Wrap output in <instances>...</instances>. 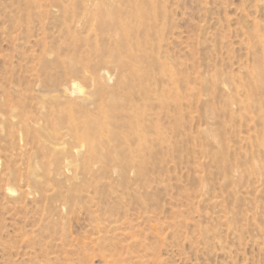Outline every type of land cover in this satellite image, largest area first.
Listing matches in <instances>:
<instances>
[{
    "label": "rangeland",
    "instance_id": "374dc122",
    "mask_svg": "<svg viewBox=\"0 0 264 264\" xmlns=\"http://www.w3.org/2000/svg\"><path fill=\"white\" fill-rule=\"evenodd\" d=\"M0 264H264V0H0Z\"/></svg>",
    "mask_w": 264,
    "mask_h": 264
},
{
    "label": "bare ground",
    "instance_id": "6f19581e",
    "mask_svg": "<svg viewBox=\"0 0 264 264\" xmlns=\"http://www.w3.org/2000/svg\"><path fill=\"white\" fill-rule=\"evenodd\" d=\"M103 8L104 7H102V9H98L97 10V12H96V17L101 21H103L104 22V24L106 25V26H111V24H112V18H111V16H110V10L108 11L110 14L108 15V12L107 11H104L103 10ZM106 9V8H105ZM148 12V11H147ZM94 13V12H93ZM141 13V12H140ZM150 13V12H149ZM148 13V14H149ZM95 14V13H94ZM114 22V21H113ZM117 25V24H116ZM117 32V31H116ZM91 68V67H90ZM95 70V69H94ZM96 71V70H95ZM92 73H94V72H92ZM94 74H96V73H94ZM106 74V73H105ZM164 89V88H163ZM162 89V90H163ZM152 93H154L153 91H152ZM157 95V94H156ZM115 105H116V103L114 102L113 103V106L115 107ZM131 118V117H130ZM73 120V119H72ZM133 121V120H132ZM136 121L137 122H139L137 119H136ZM133 122H135V121H133ZM133 122H131V124L133 123ZM124 123H125V120H124ZM136 123V122H135ZM69 124H70V122H69ZM131 126V125H130Z\"/></svg>",
    "mask_w": 264,
    "mask_h": 264
}]
</instances>
